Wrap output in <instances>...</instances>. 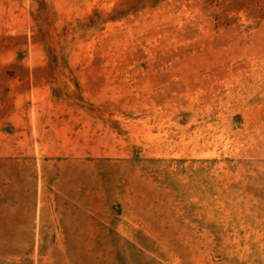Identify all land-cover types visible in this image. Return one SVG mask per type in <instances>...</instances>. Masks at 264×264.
<instances>
[{"label": "rangeland", "instance_id": "1", "mask_svg": "<svg viewBox=\"0 0 264 264\" xmlns=\"http://www.w3.org/2000/svg\"><path fill=\"white\" fill-rule=\"evenodd\" d=\"M0 264H264V0H0Z\"/></svg>", "mask_w": 264, "mask_h": 264}]
</instances>
